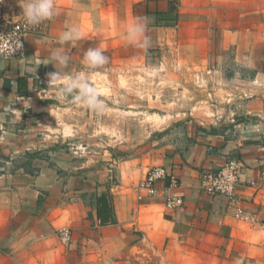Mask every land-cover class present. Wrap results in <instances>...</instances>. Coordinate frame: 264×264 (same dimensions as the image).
<instances>
[{
  "label": "crops",
  "instance_id": "1",
  "mask_svg": "<svg viewBox=\"0 0 264 264\" xmlns=\"http://www.w3.org/2000/svg\"><path fill=\"white\" fill-rule=\"evenodd\" d=\"M243 3L250 4L244 23ZM55 6L56 15L32 26L25 56L0 61V264H264V0H55ZM0 10L22 14L20 0H3ZM133 20L147 22L146 42H127ZM211 23L218 48L232 46L239 66L228 82L243 87L226 98L233 103L224 105L222 122L181 120L115 146L49 139L40 131L43 114L33 95L48 73L75 78L118 65H159L148 61L152 52L174 47L183 33L192 46L195 28L206 42ZM72 27L83 37L61 43ZM95 49L108 62L89 68L84 57ZM81 148L95 150L85 155ZM229 159L242 165L234 195L209 194L203 173ZM154 165L171 178L149 195L140 185ZM170 191L179 206L167 207ZM100 195L115 223L100 222ZM61 229L71 233L68 243Z\"/></svg>",
  "mask_w": 264,
  "mask_h": 264
},
{
  "label": "rangeland",
  "instance_id": "2",
  "mask_svg": "<svg viewBox=\"0 0 264 264\" xmlns=\"http://www.w3.org/2000/svg\"><path fill=\"white\" fill-rule=\"evenodd\" d=\"M249 6L243 3V23L249 21ZM196 30L190 37L192 46L187 45L183 33L174 47L167 44L147 57L162 64L118 65L85 75L87 82L101 91L100 109L90 110L83 97L75 99L78 90L66 94L61 102L56 98L60 84L43 82L39 93L33 95L34 109L43 114L37 121L40 131L49 139L71 137L82 143L98 139L100 144L115 146L148 137L153 129L181 120L202 121L207 126L222 122L228 116L224 105L228 108L233 103L226 98L242 87L228 82L239 66L233 60L232 46L218 48L217 28L212 23L206 42ZM103 145L96 147L101 149ZM90 149L81 153L87 155Z\"/></svg>",
  "mask_w": 264,
  "mask_h": 264
},
{
  "label": "clouds",
  "instance_id": "3",
  "mask_svg": "<svg viewBox=\"0 0 264 264\" xmlns=\"http://www.w3.org/2000/svg\"><path fill=\"white\" fill-rule=\"evenodd\" d=\"M3 3V0H0ZM20 7L22 14L19 15L23 18L26 26L39 25L42 21L50 20L57 13L55 6V0H20ZM147 21V20H145ZM147 28V22L141 23L140 21L133 20L129 22L126 29L125 38L128 43L134 44L147 38L144 37V33ZM83 37V33L76 27L69 28L64 31L59 40L61 43L66 41L79 40ZM143 46V45H141ZM22 47L20 40H13L12 37H0V55H12L15 50ZM108 62V58L102 54L101 49L89 50L85 57L84 63L89 68H96L97 66H103ZM61 63H66V58L61 60ZM48 84L49 86H56L58 83L60 87L57 89L56 98L63 101L66 94H71L74 90H78L75 99L79 100L81 97L84 98V104L90 110H96L103 107V101L99 100L101 95L100 89L95 85L87 82V77L81 74L78 77H66L61 76L59 73H48ZM18 100H23L24 108L31 106L30 100L24 99L23 97ZM17 100V101H18ZM8 106V110L14 115H20L21 111L16 110ZM51 115H53L51 113Z\"/></svg>",
  "mask_w": 264,
  "mask_h": 264
},
{
  "label": "built area",
  "instance_id": "4",
  "mask_svg": "<svg viewBox=\"0 0 264 264\" xmlns=\"http://www.w3.org/2000/svg\"><path fill=\"white\" fill-rule=\"evenodd\" d=\"M32 30V26H26L22 17L7 16L0 10V37H12L13 40H20L22 47L15 50L12 55H0V61H10L23 58L26 54V37ZM241 163L237 159L227 160L216 171H205L201 178V187L209 194H221L232 197L240 182ZM171 178L165 167L161 165H154L149 167L146 171L143 182L140 188L146 189L149 195H153L157 189L156 185L162 180ZM170 188L176 187V181L170 179ZM182 203L181 198L170 191L167 194L166 205L169 208H174ZM239 210L237 216L242 217ZM247 219V217H243ZM59 237L63 243H68L71 240V233L69 229H61Z\"/></svg>",
  "mask_w": 264,
  "mask_h": 264
},
{
  "label": "trees",
  "instance_id": "5",
  "mask_svg": "<svg viewBox=\"0 0 264 264\" xmlns=\"http://www.w3.org/2000/svg\"><path fill=\"white\" fill-rule=\"evenodd\" d=\"M97 214L102 224L115 223L113 216V207L105 195H100L97 198Z\"/></svg>",
  "mask_w": 264,
  "mask_h": 264
}]
</instances>
